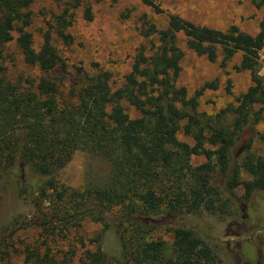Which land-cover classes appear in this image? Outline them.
Masks as SVG:
<instances>
[{
  "label": "trees",
  "instance_id": "1",
  "mask_svg": "<svg viewBox=\"0 0 264 264\" xmlns=\"http://www.w3.org/2000/svg\"><path fill=\"white\" fill-rule=\"evenodd\" d=\"M37 1L0 0V180L19 168L34 172L35 177L21 181L38 205L37 225L46 239L57 240L56 224L67 232L85 216L108 231V215L115 213L128 264H221L195 228L169 227L168 240L154 234L164 218L201 211L227 214L231 207L257 229L264 224V156L250 151L252 139L241 163L232 155L249 124H264V76L259 70L264 17L253 35L237 26L223 30L199 25L167 12L159 0H140L154 15L167 14V25L161 27L148 12L140 15L142 40L123 83L115 86L112 73L99 66L95 73L79 68L83 80L63 98V80L55 74L67 71L68 63L56 41L66 47L74 43L69 28L78 12L87 21L94 19L91 0H63L61 11L48 21L39 49L29 30ZM252 1L264 7V0ZM181 34L190 49L212 62L222 55L226 65L241 53L236 68L250 72L247 90L216 116L198 111L200 97L206 88L217 89L216 82L193 96L178 84L184 57ZM14 40L25 62L41 72L26 86L3 74L5 50ZM228 113L234 116L231 127L220 121ZM181 129L193 144L179 138ZM261 137L264 140V133ZM77 151L107 158L108 176L80 189L62 183L59 171ZM195 155L205 161L194 165ZM239 187L242 196L237 195ZM17 231L15 227L11 236ZM102 240L103 232L91 239L93 248L81 256L73 251V258L61 264H112ZM4 241L0 236V247ZM22 264L57 262L47 251L28 248Z\"/></svg>",
  "mask_w": 264,
  "mask_h": 264
},
{
  "label": "rangeland",
  "instance_id": "2",
  "mask_svg": "<svg viewBox=\"0 0 264 264\" xmlns=\"http://www.w3.org/2000/svg\"><path fill=\"white\" fill-rule=\"evenodd\" d=\"M159 1L167 12L178 13L199 25L223 30L237 26L253 35L259 32L260 22L264 17V7L256 6L252 0ZM62 5L63 0H38L33 5L29 30L33 34L36 49L42 45L48 21L54 19L61 11ZM91 5L94 19L87 21L78 12L75 23L69 28L74 36V43L66 47L59 39L56 41L61 55L68 63L67 71L55 74L62 77L63 98H69L72 87L83 80L84 76L79 68L95 73L99 66L112 73L115 86L123 83V76L131 70L133 57L142 40L139 30V18L142 13L148 12L161 27L167 25V14L154 15L140 0H91ZM180 45L184 57L181 75L178 77L179 86H185L189 96H193L208 83L218 84L217 89L206 88L200 97V113L216 116L222 109L235 104V99L250 86V72L236 68L241 62V53L223 65L222 55L216 62H212L205 55H199L190 49L183 34L180 35ZM259 63L260 74L264 76V51L260 53ZM2 65L5 69L3 74L20 86L36 82L41 76L38 67H32L25 62L15 40L6 47ZM128 111L134 114L133 108H128ZM233 119L234 116L228 113L220 121L223 126L231 127ZM263 133V123L249 124L246 127L232 150V155L238 163H241L248 153L247 144L251 139L253 147L250 151L264 156V140L261 139ZM179 138L194 143L193 138L185 134L183 129L179 132ZM204 161V156L195 155L192 158L194 165ZM14 171L7 173V176L0 180V236L5 238L0 247V264H22L28 248L47 251L57 264H61L67 258H73V251L81 256L86 249L93 248L91 239L101 232L103 249L112 264H128L122 256L120 232L123 228L118 226L119 214L108 215V231H103L102 225L93 217L85 216L80 225L70 224L67 232L62 231V224H56L59 237L57 240L46 239V232L37 225L40 217L38 205L30 193L31 189L26 188L21 181L22 177L29 180L35 177V174L30 169L19 168ZM110 171L111 162L107 158L77 151L59 171V178L62 183L80 189L90 183L102 181ZM244 178L249 179L250 176L244 173ZM236 192L238 196H242L243 188L239 187ZM235 210L231 207L232 213H227L229 216L201 211L177 218H164L154 235L168 240L169 227L185 225L195 228L203 235L221 259V264H264V224H259L257 229L242 213L233 214ZM15 227L18 231L11 236Z\"/></svg>",
  "mask_w": 264,
  "mask_h": 264
}]
</instances>
